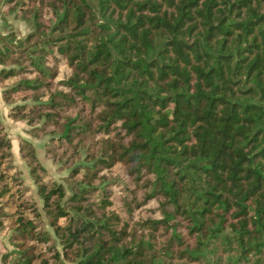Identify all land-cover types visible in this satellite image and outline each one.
Segmentation results:
<instances>
[{"label": "trees", "instance_id": "obj_1", "mask_svg": "<svg viewBox=\"0 0 264 264\" xmlns=\"http://www.w3.org/2000/svg\"><path fill=\"white\" fill-rule=\"evenodd\" d=\"M3 10L33 22L0 95L39 201L0 109V264H264V0Z\"/></svg>", "mask_w": 264, "mask_h": 264}, {"label": "rangeland", "instance_id": "obj_2", "mask_svg": "<svg viewBox=\"0 0 264 264\" xmlns=\"http://www.w3.org/2000/svg\"><path fill=\"white\" fill-rule=\"evenodd\" d=\"M49 10H44L43 15L45 18L49 17L51 14ZM14 13H8L5 10L1 11L0 13V33L1 34H7L9 32L15 33L17 37H24L32 28H33V22L31 18H26L21 15L17 16ZM7 108L8 105L2 104L0 105L1 109V116L2 121L5 125V128L7 129V132L9 136L12 139L13 142V149L15 151V161L18 164V166L23 170V175L25 176V182L31 183L30 178L28 176V170L26 166L24 165V162L22 161L20 154L18 152V143L17 139L19 135H23L26 137H29L30 134L26 131V129L29 127L24 121H12L7 115ZM31 139L36 143L37 147V153L40 157L41 162L45 165L47 169V176L48 178H55L57 180L63 181L67 172V169H61L59 164L55 162L51 156L46 154L44 152L43 148V139L35 138L31 135ZM32 185V193L34 197L38 200V196L36 193V187L31 183ZM116 197V196H115ZM39 201V200H38ZM4 234L0 233V252L4 250V247L2 246V241H4Z\"/></svg>", "mask_w": 264, "mask_h": 264}, {"label": "crops", "instance_id": "obj_3", "mask_svg": "<svg viewBox=\"0 0 264 264\" xmlns=\"http://www.w3.org/2000/svg\"><path fill=\"white\" fill-rule=\"evenodd\" d=\"M4 105L5 104V102L2 100V98H1V95H0V105Z\"/></svg>", "mask_w": 264, "mask_h": 264}]
</instances>
